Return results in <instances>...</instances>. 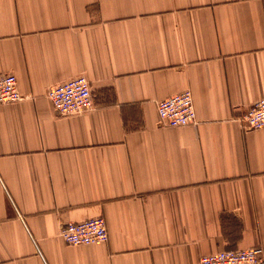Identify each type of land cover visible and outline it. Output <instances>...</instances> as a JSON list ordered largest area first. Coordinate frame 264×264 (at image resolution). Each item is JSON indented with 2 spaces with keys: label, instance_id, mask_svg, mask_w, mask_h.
Masks as SVG:
<instances>
[{
  "label": "crops",
  "instance_id": "1",
  "mask_svg": "<svg viewBox=\"0 0 264 264\" xmlns=\"http://www.w3.org/2000/svg\"><path fill=\"white\" fill-rule=\"evenodd\" d=\"M0 264H198L264 254V0H0ZM77 76L93 107L54 113L49 88ZM190 91L196 124H159ZM103 217L107 241L66 244ZM264 264V263H263Z\"/></svg>",
  "mask_w": 264,
  "mask_h": 264
},
{
  "label": "built area",
  "instance_id": "2",
  "mask_svg": "<svg viewBox=\"0 0 264 264\" xmlns=\"http://www.w3.org/2000/svg\"><path fill=\"white\" fill-rule=\"evenodd\" d=\"M46 98L55 114L59 116L78 115L92 109L93 101L88 80L77 76L49 88ZM22 99L13 74L0 75V106L14 104ZM159 124L177 128L196 124L191 92L186 90L157 103ZM246 130L264 128V98L258 100L242 115ZM61 239L71 246H86L107 241L108 235L103 217H94L79 223H67L59 230ZM261 248L239 251H221L203 256L198 264H263Z\"/></svg>",
  "mask_w": 264,
  "mask_h": 264
},
{
  "label": "bare ground",
  "instance_id": "3",
  "mask_svg": "<svg viewBox=\"0 0 264 264\" xmlns=\"http://www.w3.org/2000/svg\"><path fill=\"white\" fill-rule=\"evenodd\" d=\"M195 112V111H194ZM107 230V229H106Z\"/></svg>",
  "mask_w": 264,
  "mask_h": 264
}]
</instances>
